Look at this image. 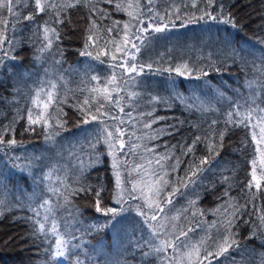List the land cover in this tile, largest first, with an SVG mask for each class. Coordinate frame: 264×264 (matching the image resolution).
I'll return each instance as SVG.
<instances>
[{"label": "trees", "instance_id": "16d2710c", "mask_svg": "<svg viewBox=\"0 0 264 264\" xmlns=\"http://www.w3.org/2000/svg\"><path fill=\"white\" fill-rule=\"evenodd\" d=\"M68 2L55 0L58 5ZM192 2L81 0L72 8L39 12L35 0H19L18 16L4 12L7 24L0 21V29L5 30L4 45L9 52H0V131L11 128L5 139L15 138L17 145L7 155L0 151V176L7 185L5 194L0 195L4 200L0 205V264H69L64 258L54 261L47 252L49 243L42 235L34 234L30 208L52 196L47 188L49 181L44 178L50 167L56 170L51 180L62 191L60 181L91 186L92 191L87 193L70 194L68 189L64 193L67 202L61 197L56 209L61 230L67 223L68 230L75 231L77 239L71 244L79 247L73 252L80 253L85 264L97 259L100 264H105V259L108 264H199L196 256L189 262L181 257L180 263L176 253L182 256L195 246L202 257L205 250L215 251L229 232L230 239L237 241L228 250L236 264H257L264 253V186L260 190L254 185L247 187L254 148L250 130L225 121L236 104L246 108V102L258 98L257 103L264 106V75L253 67L254 63L259 66L264 57V0H196L195 8ZM117 3L122 6L119 10ZM202 11L215 18H201ZM28 15L33 19H26ZM139 19L144 20V27L151 22L165 23L169 28L145 34L149 39L140 45L136 62L153 63L154 68H145L141 75L133 73L131 79L118 65L123 62L125 48H131L124 44V25H129L131 38ZM46 23L58 33L49 48H45ZM47 36L52 38L54 33L50 31ZM86 42L91 55H81ZM234 51L238 55L233 56ZM124 59L131 62L128 57ZM184 64L188 66L186 75L164 70ZM113 74L115 81H111ZM93 76L98 80H92ZM48 81L57 82L55 99L47 109L42 103L39 107L33 105L36 91L42 85L47 91ZM108 81L109 90L117 83L120 86L118 93L111 92L114 99H119L118 105L104 99L107 93L102 89ZM93 87L100 90L92 92ZM176 93L198 107H186L175 98ZM100 104L103 107L96 111ZM28 109H33V119L37 112H43L47 127L43 123L29 125ZM84 113H90L88 123L84 122ZM105 126L114 133V126L123 130L120 139L125 147L120 151L116 144L114 150L125 190L121 204L114 202L116 183L108 146L101 139L94 149L89 147ZM53 131L59 134L53 141L46 140V134ZM197 137L201 140L184 155ZM92 152L99 161L81 173L74 153L87 164L94 159L89 155ZM12 156H18L21 164L40 159L35 161L31 174L21 175L13 167ZM177 158L180 164L173 171ZM202 158L208 162L200 164ZM193 164L203 169H192L196 171L191 177L194 183L185 179ZM147 189L152 208L145 205L142 194ZM156 189L158 196L154 195ZM96 190L101 191L103 208L117 210L118 223L115 228L109 225L103 231L85 234L90 225L102 224L112 216L95 211ZM52 203L56 204V197H52ZM141 207L145 216L138 214ZM161 207L163 211H159ZM153 212L157 215L155 221L150 219ZM153 228L160 239L179 245L175 252L169 247L161 253L163 259L155 254L142 257L136 246L139 242L150 250L146 242L159 243L152 237ZM181 231L187 233L180 237L187 246L175 240ZM213 264H219V260Z\"/></svg>", "mask_w": 264, "mask_h": 264}, {"label": "snow or ice", "instance_id": "6c2138e0", "mask_svg": "<svg viewBox=\"0 0 264 264\" xmlns=\"http://www.w3.org/2000/svg\"><path fill=\"white\" fill-rule=\"evenodd\" d=\"M81 0H69L66 4H57L55 3V0H35V8L39 12H46L48 9H63V8H72L75 7L77 4H79ZM106 3H113L114 0H104ZM151 3V0H149ZM211 2V0H210ZM19 3V0H0V21H2L4 24H7V21L3 19L4 12L6 11L8 14L12 16H18V12L16 10V5ZM193 8H195L196 0H193L192 5ZM117 9L119 10L122 6L117 3L116 4ZM129 7H132L131 4H129ZM177 12H179V9H176ZM103 14V13H102ZM131 15V13H129ZM57 17L60 16V12H56ZM171 15L170 13L168 14ZM204 15L212 17L211 13H208L206 11L201 12V18H203ZM179 16H177V19ZM26 19H33L32 15H28ZM163 20V17L160 18ZM60 23L63 22L62 19L59 20ZM225 23H232L231 20H224ZM118 23V22H117ZM144 25V20L139 19L138 24L136 25L135 31L132 33L131 38L128 37L127 29L129 28L128 24L124 25L125 29V45H131V48H125L122 63L118 65L119 67L124 69V74H127L129 78L134 79V77L131 76V74L135 73L136 75H141L144 73L145 68L152 70L154 68L153 63H138L136 62V55L140 52V45H143L146 39H149L145 34L149 31L160 33L164 32L169 28L168 24L165 23H148L146 27ZM174 26V25H173ZM233 27L235 25L233 24ZM53 32L54 36L52 38H49L47 36L48 32ZM110 32L111 29H108ZM45 40L47 41V44L45 45V48L51 47L53 43V39H58V33L55 29H50L47 26V23L44 27ZM7 39L5 36V30L0 29V52H2L4 55H8L9 49L5 47L4 42ZM88 39H91V35H89ZM136 41H140V44H137ZM9 46L11 45V41H8ZM88 49V43H85V51L81 53V55H91L92 53L87 51ZM42 51L44 49H41ZM119 50V49H118ZM134 50V51H133ZM238 55L235 51L233 52V56ZM124 57L130 58L131 62H129V59H124ZM113 59H116L114 56ZM254 68H257V70L264 75V57H261L260 65L253 64ZM185 69V71H182L181 69ZM188 66L186 64L176 66L175 68H166L165 71H175L177 75H186ZM204 75H207V72L203 73ZM117 77L115 74L112 75L111 81H115ZM92 80H98V77L93 76ZM111 81L106 82L105 87L102 89L104 93H107V95L104 96V99L110 102H113L114 104H119V99H114L111 95V92H119L120 86L117 83L111 90L107 87V83H110ZM47 88L48 90L45 91V87L42 85V87L36 91V95L34 98H32L33 105H36L37 107L40 106V104H43V107L47 109V107L53 102L55 99L54 93L57 88V82L48 81L47 82ZM97 87H93L91 89L92 92L99 91ZM46 97V100L44 99ZM176 99L181 100L185 103L186 107L189 108H196L198 107L197 104L192 103L190 101H185L183 96L180 93H176L175 96ZM258 98H253L251 102H246L247 107L244 108L243 105L236 104L233 109H230L228 111L227 120L225 123H231L233 125H243L246 129H249L251 132V140L254 143V148L252 150L251 154V171L249 173L250 180L247 182V187L251 189L253 185L257 190H260L262 186H264V106H262L260 103H257ZM85 103H88V100H85ZM103 107V104L98 105L96 111H99L100 108ZM244 108L243 111L241 109ZM120 111H123V108L120 109ZM85 115V123H88V116L90 113H84ZM101 115H108L109 118L116 120L118 117L112 116L109 113H101ZM128 115H131L129 113ZM93 119H97V117L93 116ZM255 121V122H253ZM123 123V121H120ZM28 123L29 125L33 124H42L47 127V120L44 119V113L43 112H37L36 118L33 119V109H28ZM213 124L216 123V121L212 122ZM60 128H63V123L57 122ZM115 127V133L111 130H109L108 126H105L103 129H100L98 131V135L96 136V139L89 145L90 148L94 149L96 143H98L101 139L104 140V143L108 146L109 154L112 155L113 158V168H114V175H115V183H116V194L114 196V202L116 204H121L123 200L122 193L125 191L121 188V179H120V171L118 165L120 164V161L117 159L115 155V146L116 144H119V150L123 151L125 147V143L120 139V137L123 135V130L119 126ZM145 127H150V124H146ZM31 130V129H30ZM8 131H11V128H5V130L0 131V151H3L5 155L8 154V151L13 147L17 145V141L15 138L11 139H5V136ZM106 133V135H105ZM59 133L57 131L48 132L45 136V139L48 141H53L55 136H57ZM201 137H197L195 141H193L192 145H189L184 150V155H187L188 153H191L196 142L200 141ZM220 140H223V133H220ZM245 144L247 145V141H245ZM175 147V146H174ZM210 148H213V145H209ZM151 151V149H149ZM76 159L79 161V170L81 173H83L87 167H91L92 164L99 161V156L95 154L94 152L90 153V156H93L94 159H90L89 162L86 164L84 159L79 156V154L74 153ZM168 157H164V159H167ZM10 159L13 162V167H16L18 171L21 173V175L24 174H31L32 167L35 164V161L40 159L39 157L35 158L34 160H29L24 164L20 163V158L18 156H12ZM207 158H202L200 160V164H206ZM157 164L160 163L159 160L156 161ZM180 164V160L177 158L175 161V165H173V171L176 170V167ZM196 169L199 171H203L199 167V165L193 164L190 165V174L186 173L185 179H187L189 182L194 183L195 181L191 180L192 176L196 175V171L192 170ZM56 171L54 168H49V171L45 173L44 178L49 181L47 188L48 191L52 194V196L43 198L42 202L35 206L30 208V210L33 212V223L36 227H34V234L42 235L44 237V240L49 243L50 247L47 250L48 255L53 258L55 261L58 258H64L69 260V264H85L84 260L81 259V254L73 252V249L79 247V245H73L71 244V240L77 239V236L75 234V231H69L68 224L65 223L63 228L64 230H61V224L60 221L57 219L56 216V209L60 206V200L61 197L63 198V201L67 202V195L64 193L68 191V189H71L70 194H79L81 192L87 193L92 191L91 186H83V185H66L64 181H60V184L63 186L64 191H62L61 187L55 186L51 180V177ZM59 179V177H57ZM162 179V178H161ZM5 178L0 176V195H4L7 189V185L4 183ZM225 180H227V177H225ZM159 181H157L158 183ZM187 186L186 184L184 185ZM132 191H135V185L133 186ZM143 194V193H142ZM174 194V193H172ZM155 196L159 195V189L155 190L154 193ZM95 211L97 213H102L105 217H107L110 213L112 214L110 220H105L102 224H93L90 225L89 228L86 230L85 234H89L92 232H98L103 231L106 228L111 225L112 228H115L118 221L115 220V217L117 215V210L112 207L103 208L102 200H101V191L96 190L95 191ZM52 197H56V204L52 203ZM139 197L133 196V199H137ZM168 203H171V200H168ZM4 204V200L0 199V205ZM153 201L150 198H145V205L148 208H152ZM159 211H163V208H159ZM2 214V213H0ZM138 214L141 216H145V212L143 211V207L138 209ZM150 219L152 221L157 220V215L155 212H153L150 216ZM145 223H148V219H145ZM189 231H192V229H189ZM181 236H187L186 232L181 231L178 236L175 237L176 241H180L181 244H184L187 246L186 241L180 240ZM152 237L156 240H159V243H154L153 240H149L148 243L150 245V250L144 249V247L138 242L137 248L141 249V255L142 257H149L152 255H156L157 258L163 259L160 257L161 253H166L167 249L171 247L173 249V252L176 251V249L179 247L178 244H176L174 241H166L163 239H160V237L155 232V229H152ZM231 233H227L224 237H222V243L218 244L215 251H208L205 250V254L201 257L200 250L198 247L193 246V248L188 252V256L191 259V256L195 254L197 257V260L199 261V264H203L205 260L208 261V264H213L214 260H219V264H236L235 258L231 256V254H228L229 248L232 247V245L237 244V241L235 239H230ZM81 242H83V238H79ZM261 247L264 248V240H261ZM227 254V255H226ZM223 257V259H220ZM93 264H100L99 259L94 260ZM105 264H108V260L105 259ZM257 264H264V253H261L258 258Z\"/></svg>", "mask_w": 264, "mask_h": 264}, {"label": "rangeland", "instance_id": "374dc122", "mask_svg": "<svg viewBox=\"0 0 264 264\" xmlns=\"http://www.w3.org/2000/svg\"><path fill=\"white\" fill-rule=\"evenodd\" d=\"M138 178V177H137ZM141 178V177H140ZM145 178V177H144ZM120 179H121V188H122V182H123V179L121 178V176H120ZM115 187H116V185H115ZM116 191H117V189H115ZM143 195H144V201H145V198L147 197V198H150V193H149V191H148V189L147 190H145L144 192H143ZM190 248H192L191 246H190ZM190 250H185L183 253H182V256L181 255H179V253L177 252L176 253V256H177V261L178 262H180L181 263V257H183V259L184 260H186L187 262H189V261H191L192 259H194V257H195V254H193L192 256H191V259L189 258V256H188V252H189Z\"/></svg>", "mask_w": 264, "mask_h": 264}]
</instances>
